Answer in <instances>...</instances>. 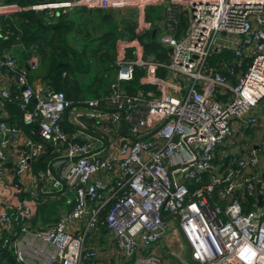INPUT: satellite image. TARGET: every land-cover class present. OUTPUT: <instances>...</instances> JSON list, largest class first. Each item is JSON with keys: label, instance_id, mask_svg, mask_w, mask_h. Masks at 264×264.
Wrapping results in <instances>:
<instances>
[{"label": "built area", "instance_id": "obj_1", "mask_svg": "<svg viewBox=\"0 0 264 264\" xmlns=\"http://www.w3.org/2000/svg\"><path fill=\"white\" fill-rule=\"evenodd\" d=\"M156 3L165 4L171 30L159 36L168 60L143 58L137 45L135 57L115 59L110 94L81 105L62 90L34 89L26 69L7 50L0 52V78L14 72L21 115L20 124L0 120V177L10 161L6 146L12 136L24 139L7 182L0 178V195L9 198L0 207V240L20 264H98L99 251L88 238L101 224L123 261L163 264L153 245L171 216L197 264H264V0H41L29 7L57 14L75 6H134L142 21L145 7ZM19 8L0 3L2 13ZM181 14L187 23L176 35ZM224 49L233 62L210 67L208 57ZM30 64L36 66L37 57ZM134 65L143 66L141 79L155 83L158 94L120 89V81L133 77ZM159 67L190 82L172 85L157 75ZM217 89L222 100L215 97ZM0 97L12 99L8 86H0ZM122 112L127 131L120 128ZM64 119L75 129L66 131ZM242 125L262 137L254 140ZM49 148L54 156L37 168ZM43 193L65 194L70 207L55 222L33 226ZM248 197L251 205L244 209ZM179 229L174 227L168 242L183 260Z\"/></svg>", "mask_w": 264, "mask_h": 264}, {"label": "trees", "instance_id": "obj_2", "mask_svg": "<svg viewBox=\"0 0 264 264\" xmlns=\"http://www.w3.org/2000/svg\"><path fill=\"white\" fill-rule=\"evenodd\" d=\"M41 0H0V3H15L20 8L11 13H0V52L7 50L15 44L22 47L26 58L37 54L40 64V75L48 86L53 90H62L65 96L71 99L73 105H81L87 92H92L93 97H105L111 92L110 84L115 80V59L118 57H135L136 47H141L143 58H154L159 61H167V47L159 41L160 31L156 23L154 35L152 28L137 30V12L134 8H94L75 6L66 12L49 14L48 9H34L29 7L32 3ZM84 12L88 16L84 17ZM146 18L149 19L145 10ZM83 16V17H82ZM187 23L186 15L181 14L173 33L179 35ZM233 59L232 52L224 49L219 53H212L208 57L210 67H219L222 64H230ZM237 67V70L244 69ZM167 73L164 67L157 69V75L164 77ZM9 75L14 72L8 70ZM144 68L134 65V75L130 80L120 81V89L126 93L134 94L141 92L144 95L158 94L159 90L155 83L143 81ZM231 82H235L234 76ZM15 84V83H14ZM14 86V87H13ZM11 92V100L0 97V105L18 110L19 87L15 84ZM215 97L223 99L224 95L215 90ZM104 103V101H102ZM17 114L15 115V117ZM11 118L1 117L0 120ZM7 122V121H6ZM63 128L71 132L75 129L67 119L62 120ZM92 130V126H89ZM52 148L46 150L39 158L36 167L44 168L48 158L54 156ZM192 187V185H190ZM251 197L243 203L244 209L250 207ZM39 203V202H38ZM39 203L34 213V220L38 216L46 223L55 222L60 217L63 209H69L70 205L60 209L49 206L45 209V203ZM108 205L106 204L99 219H104ZM37 222V221H36ZM42 225H47V224ZM35 225V223H33ZM17 234L19 233V229ZM99 231L107 233L104 224L100 225ZM0 264H20L15 257L12 247L3 245L0 240ZM122 264H126L123 261Z\"/></svg>", "mask_w": 264, "mask_h": 264}, {"label": "crops", "instance_id": "obj_3", "mask_svg": "<svg viewBox=\"0 0 264 264\" xmlns=\"http://www.w3.org/2000/svg\"><path fill=\"white\" fill-rule=\"evenodd\" d=\"M156 4H159V3H156ZM160 4H162L163 5V10H162V19H161V21H160V23H156L157 24V26L159 27V29H161V32H160V34H163V33H167V32H171V30L170 29H168L167 27H166V25H165V22H164V19H165V4L164 3H160ZM150 5H152V4H150ZM147 6H149V5H147ZM146 6V7H147ZM122 7H130V8H134L135 10H136V12H137V15H136V19H137V30H139V31H142V30H146V29H148V28H153V29H155V31H156V28H154L153 26H152V24H153V22L154 21H151V19H147L146 18V14L144 13V17H143V20L141 21L140 19H139V15H138V10H137V8L136 7H134V6H122ZM145 7V8H146ZM110 8H121V7H110ZM90 9H94V8H90ZM1 11L2 10H0V13H1ZM15 10H11V11H9V12H6V13H11V12H14ZM3 13H5V12H3ZM84 17L85 16H88V13L87 12H84ZM83 17V16H82ZM155 33V32H154ZM153 34V33H152ZM154 35V34H153ZM7 51L9 52V53H11L13 56H14V58L16 59V61H17V63L20 65V66H22L24 69H26V72H27V75H28V78H29V82H30V84H31V86L34 88V89H39V88H44V89H46L47 88V84H46V82L42 79V77H41V75H40V69H41V67H40V64H39V57H38V55L37 54H32V56H30V57H28V58H26L25 56H24V54H23V50H22V47L21 46H18V45H14V46H12L11 48H9V49H7ZM37 57V60H38V64L36 65V66H32L31 64H30V62H31V59H32V57ZM166 75H168V74H166ZM165 77V76H164ZM163 77V78H164ZM5 78H0V86H8L9 87V90L12 92V90H14L15 88H13L14 86L13 85H15L14 84V77H13V75H11L10 77H8L7 78V80H4ZM166 79L167 80H169V82L172 84V85H174V84H176L177 83V81H175V79L174 78H172V75H168V78L166 77ZM13 86V87H12ZM166 89L169 91V92H172V93H175L176 92V90H175V88L172 86H168V87H166ZM17 114V116L15 117V115ZM16 114H15V112H13V111H11L10 110V108H7V107H5L3 104H1L0 105V116L1 117H6V118H11V117H13V119H11V121L10 120H6L7 121V123L9 124V125H12V124H20L21 123V115H20V113L18 112H16ZM242 127H243V125H242ZM243 128H245V132L246 133H252L251 131L252 130H250V129H248L247 127H243ZM260 130V132H262L263 134H264V128H261V129H259ZM253 134V133H252ZM12 139H13V141H11L12 143H10V144H8L7 146H6V152H7V157L9 158V162H8V164H6V174L4 175V177L2 176V177H0L1 179L3 178V181L6 183L7 182V178H9V173H10V170H11V165H12V161L15 159V157H16V151H17V147H19V145L23 142V137H19V136H17V135H13L12 136ZM46 194V193H45ZM49 195V194H48ZM57 195V194H56ZM1 196V198H0V207H2V206H7L8 205V203H9V198H8V196H5V195H3V194H1L0 195ZM50 196V195H49ZM55 195H52V198L54 197ZM61 196H59L58 195V197H56V198H60ZM64 210V209H63ZM62 210V211H63ZM35 212H36V210H35ZM34 216L35 215H33L32 217H31V224L33 225V226H38V225H42V224H45L46 223V221L44 220H41V219H39V218H37V222L34 220ZM33 223H35V225L33 224ZM46 224H48V223H46ZM111 233L109 232V230L107 231V233H102V232H98V234L97 235H95V234H91V236L88 238V243L91 245V246H94V247H96L97 249H98V251H99V254H100V252H102V249H104V248H109V246H110V240L107 238V237H110V238H112L111 236ZM114 239V238H113ZM115 244H116V242H115ZM116 246V245H115ZM111 253H113V254H110V259H108V260H106V258L105 257H103V256H101V257H99V263L98 264H109L108 263V261L109 260H111L112 259V261L114 260L115 261V264H122L123 263V259H122V256L120 255V253H119V256L117 255V254H114V252H111ZM102 255V254H101ZM117 258H119V259H117Z\"/></svg>", "mask_w": 264, "mask_h": 264}, {"label": "rangeland", "instance_id": "obj_4", "mask_svg": "<svg viewBox=\"0 0 264 264\" xmlns=\"http://www.w3.org/2000/svg\"><path fill=\"white\" fill-rule=\"evenodd\" d=\"M147 15L149 16V19H151V21H154L153 23H160L161 19H162V10H163V5L162 4H152L149 5L145 8ZM159 31L161 32V29H159ZM165 77L168 78V76L165 74ZM175 81H180L182 84H185V86L190 82V79L185 77L184 75H179L178 77L174 78ZM94 95L92 92H87L86 93V97L88 96H92ZM248 129L253 130V127H248ZM261 133H257V134H252L251 136L254 140L260 139L262 136ZM47 185V183L45 184V186ZM68 194H71V192H69ZM58 197V195H55L53 198L52 196H49L48 194H39L38 195V202L41 203H45V209L47 210V208L49 209V206H53L54 208L56 206H59L60 209L65 207V198L66 195L64 194L63 196H61L60 198H56ZM37 202V204H39ZM42 203V204H43ZM39 219L43 220L42 218H40L38 216ZM167 220V224L165 225V235H163L162 239L159 240L158 242H156L153 245V250L159 252L160 254H162L163 256V264H197L195 261H193L190 256H189V244L187 242V240L185 239L183 233L181 232V230L179 229L178 223H177V219L175 216H171L169 218L166 219ZM44 221V220H43ZM178 227L179 232H178V237L179 240L183 243V249H182V253H183V260L179 257H177L176 254L173 253L174 250V246H177L174 243L170 244L168 242L169 236L172 234L174 227ZM91 236V234H90ZM111 236V235H110ZM110 240V246L109 248H104L102 249V252H100V257L103 256L106 258V260L110 259V254H113L111 252H114V254H117L119 256L118 250H117V246H115V239L107 237ZM146 252V250H145ZM102 254V255H101ZM119 259V258H117ZM126 264H129L131 262V260L125 261ZM109 264H115V261L112 259L108 261Z\"/></svg>", "mask_w": 264, "mask_h": 264}, {"label": "water", "instance_id": "obj_5", "mask_svg": "<svg viewBox=\"0 0 264 264\" xmlns=\"http://www.w3.org/2000/svg\"><path fill=\"white\" fill-rule=\"evenodd\" d=\"M2 13V12H1ZM155 32V29L152 28V33L154 34ZM49 88V91L52 92L53 91V88L51 86H48ZM120 128L123 130V131H127V126L124 122V119H123V112L121 113V119H120ZM263 203V196L262 194H259L258 195V204L259 205H262Z\"/></svg>", "mask_w": 264, "mask_h": 264}]
</instances>
